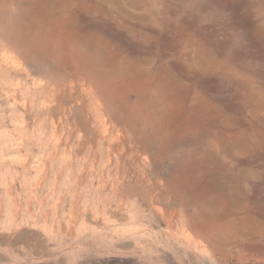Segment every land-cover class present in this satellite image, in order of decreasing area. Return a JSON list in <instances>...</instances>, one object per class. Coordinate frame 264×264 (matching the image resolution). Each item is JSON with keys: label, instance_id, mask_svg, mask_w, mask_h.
<instances>
[{"label": "rangeland", "instance_id": "1", "mask_svg": "<svg viewBox=\"0 0 264 264\" xmlns=\"http://www.w3.org/2000/svg\"><path fill=\"white\" fill-rule=\"evenodd\" d=\"M148 1L0 0V264H264V32Z\"/></svg>", "mask_w": 264, "mask_h": 264}, {"label": "bare ground", "instance_id": "2", "mask_svg": "<svg viewBox=\"0 0 264 264\" xmlns=\"http://www.w3.org/2000/svg\"><path fill=\"white\" fill-rule=\"evenodd\" d=\"M147 1V0H146ZM211 1V0H209ZM233 1V0H232ZM138 2V1H137ZM144 2V1H143ZM150 2V0L148 1ZM146 3V2H145ZM140 4V3H139ZM151 4V3H150ZM210 4V3H209ZM213 4V3H212ZM208 5V4H207ZM211 5V4H210ZM209 5V6H210ZM142 6V5H140ZM155 7V5H153ZM227 6V5H226ZM234 9L233 10H239L238 14H237V17L238 18H243L244 20L247 21L248 25L250 27H252L253 29L257 30V31H262L264 32V0H242L241 2H239V4L237 5H234ZM153 7V8H154ZM171 7V6H170ZM186 7V6H185ZM204 7V6H203ZM214 7V6H212ZM228 7V6H227ZM149 9L151 12H153L154 16L155 14H157L159 12L158 9ZM173 9V7H171ZM215 8V7H214ZM242 8H244L245 10L241 13L240 10H242ZM160 9V8H159ZM171 9V10H172ZM182 9V8H181ZM205 9V8H204ZM207 9V8H206ZM211 9V7L209 8ZM225 9V8H224ZM168 10V9H167ZM217 10V9H215ZM226 10H228V8H226ZM163 11V10H162ZM170 11V10H169ZM231 11V9H230ZM229 11V12H230ZM161 12V11H160ZM204 12V11H202ZM233 12V11H232ZM170 13V12H169ZM215 13V12H214ZM160 14V13H159ZM162 14V13H161ZM204 14V13H203ZM206 14V13H205ZM233 14V13H231ZM229 15V14H228ZM200 17H202V15H200ZM231 17V16H230ZM233 17V16H232ZM231 17V18H232ZM235 17V16H234ZM212 18V17H211ZM240 18V19H241ZM206 19V18H205ZM236 19V18H235ZM255 19L258 20V22L255 21ZM201 20V19H200ZM205 21V20H204ZM242 23V22H241ZM236 25V24H235ZM234 25V26H235ZM239 25V24H238ZM247 25V26H248ZM247 29V28H246ZM244 30V29H243ZM241 33H243L241 31ZM249 34V33H248ZM247 34V35H248ZM260 34V33H259ZM264 34V33H263ZM249 36V35H248ZM247 37V36H246ZM250 37V36H249ZM259 38V36H258ZM261 41V40H260ZM253 43V42H252ZM258 50V49H257ZM260 53V52H259ZM77 54V53H76ZM209 54V53H208ZM208 59H210L208 57ZM213 64V62H212ZM215 65H218V63H216ZM237 65V64H236ZM251 66V64H248ZM214 66V65H213ZM246 66V65H245ZM43 67V65H42ZM216 67V66H215ZM235 67V66H234ZM262 67V66H261ZM231 68V67H230ZM229 68V69H230ZM233 68V67H232ZM245 68V67H244ZM206 69V68H205ZM233 70V69H232Z\"/></svg>", "mask_w": 264, "mask_h": 264}]
</instances>
